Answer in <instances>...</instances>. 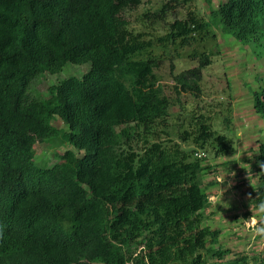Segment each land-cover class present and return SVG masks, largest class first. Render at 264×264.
I'll return each instance as SVG.
<instances>
[{
	"label": "trees",
	"instance_id": "16d2710c",
	"mask_svg": "<svg viewBox=\"0 0 264 264\" xmlns=\"http://www.w3.org/2000/svg\"><path fill=\"white\" fill-rule=\"evenodd\" d=\"M140 1L0 0V264L249 262L245 255L223 260L229 249L212 245L220 230L203 225L211 204L205 153L192 158L179 142L148 137L136 148L132 138L185 105L181 90L200 91L210 60L202 55L199 65L175 73L174 96L156 50L214 36L218 27L263 58L264 0H206L216 2L209 18L190 10L156 41L130 27ZM68 63L90 67L51 85L48 96L33 94L35 77ZM253 96L264 118V84ZM189 125L184 141L216 155L236 150L214 115L193 114ZM57 137L77 151L39 163L36 143ZM256 153L254 193L264 201V140Z\"/></svg>",
	"mask_w": 264,
	"mask_h": 264
},
{
	"label": "rangeland",
	"instance_id": "374dc122",
	"mask_svg": "<svg viewBox=\"0 0 264 264\" xmlns=\"http://www.w3.org/2000/svg\"><path fill=\"white\" fill-rule=\"evenodd\" d=\"M141 0L130 12V27L142 32L155 41L165 35L169 24L175 18H182L190 10L209 18L216 2L206 0ZM168 5L164 12L162 7ZM157 55L162 59L159 73L167 90L177 96L173 86L174 74L188 67L197 66L202 55L209 57L203 70L200 91L181 90L185 105L172 108L167 120L159 122L150 133L141 131L132 138L136 148L144 145L146 137L152 141L179 142L192 158L196 151L205 153L202 172L203 186L211 204L203 210V225L219 229V243L229 249L223 260L245 255L247 264L264 262V210L259 205L254 188L260 183V172L255 170L258 162L257 150L264 140V118L255 111L253 93L264 84V57L260 58L251 47L235 37L222 32L218 27L214 36L196 34L191 39L169 43L164 49L158 48ZM90 67L89 63H68L60 72L42 73L34 78L33 94L48 96L49 87L70 75H82ZM214 115L216 125L227 133L236 150L229 154L216 155L212 148H199L191 139L184 141L180 133L189 128L193 114ZM53 123L61 131L67 124L56 117ZM74 149L70 142L57 137L50 141L36 143L37 161L52 165L58 154ZM210 263L221 262L218 256H210Z\"/></svg>",
	"mask_w": 264,
	"mask_h": 264
},
{
	"label": "clouds",
	"instance_id": "9594fccd",
	"mask_svg": "<svg viewBox=\"0 0 264 264\" xmlns=\"http://www.w3.org/2000/svg\"><path fill=\"white\" fill-rule=\"evenodd\" d=\"M262 166H264V162H262ZM259 207H260L262 210H264V202H261L260 205H259Z\"/></svg>",
	"mask_w": 264,
	"mask_h": 264
}]
</instances>
